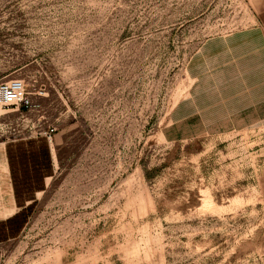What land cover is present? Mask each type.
<instances>
[{
	"label": "rangeland",
	"instance_id": "1",
	"mask_svg": "<svg viewBox=\"0 0 264 264\" xmlns=\"http://www.w3.org/2000/svg\"><path fill=\"white\" fill-rule=\"evenodd\" d=\"M11 79L55 172L0 264H264V0H0Z\"/></svg>",
	"mask_w": 264,
	"mask_h": 264
},
{
	"label": "crops",
	"instance_id": "2",
	"mask_svg": "<svg viewBox=\"0 0 264 264\" xmlns=\"http://www.w3.org/2000/svg\"><path fill=\"white\" fill-rule=\"evenodd\" d=\"M51 145L42 134L0 137V245L22 232L45 192L55 172Z\"/></svg>",
	"mask_w": 264,
	"mask_h": 264
},
{
	"label": "built area",
	"instance_id": "3",
	"mask_svg": "<svg viewBox=\"0 0 264 264\" xmlns=\"http://www.w3.org/2000/svg\"><path fill=\"white\" fill-rule=\"evenodd\" d=\"M31 105V99L28 97L22 81L11 79L0 82V108H9L11 106L30 108ZM42 135L48 141H51L53 129L44 130Z\"/></svg>",
	"mask_w": 264,
	"mask_h": 264
}]
</instances>
